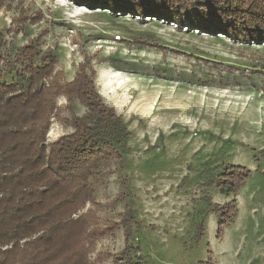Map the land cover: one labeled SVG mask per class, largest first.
Instances as JSON below:
<instances>
[{
  "label": "rangeland",
  "instance_id": "374dc122",
  "mask_svg": "<svg viewBox=\"0 0 264 264\" xmlns=\"http://www.w3.org/2000/svg\"><path fill=\"white\" fill-rule=\"evenodd\" d=\"M0 34L7 83L28 84L16 73L22 58L45 59L63 82L86 65L103 103L124 119L132 133L125 162L113 160L96 206L83 212L108 229L130 205L142 264H264V41L72 0H0ZM57 107L48 143L87 113L78 99ZM230 167L250 172L236 197L216 184ZM125 183L130 196L117 203ZM234 198L238 215L220 232L215 206ZM115 235L96 243L89 264H118L107 257L125 247L123 231Z\"/></svg>",
  "mask_w": 264,
  "mask_h": 264
},
{
  "label": "trees",
  "instance_id": "16d2710c",
  "mask_svg": "<svg viewBox=\"0 0 264 264\" xmlns=\"http://www.w3.org/2000/svg\"><path fill=\"white\" fill-rule=\"evenodd\" d=\"M72 1L214 36L219 33L240 43L264 41V0ZM38 60L22 58L20 67L14 63L20 68L16 73L28 77L21 88L7 83L8 75L2 77L0 69V264H89L87 256L96 251V243L120 230L125 247L107 257L118 264H142L133 243L130 205L111 231L99 226L92 209L83 212L89 204L96 206V192L113 160L115 165L125 162L131 131L103 103L86 65L73 81L63 82L57 72L53 76L49 62ZM60 98L67 104L78 99L87 113L74 118L72 134L48 143ZM249 173L242 167L228 168L216 182L218 190L236 197ZM124 189L117 203L130 196V186L125 183ZM215 211L222 232L238 214L237 199L216 204Z\"/></svg>",
  "mask_w": 264,
  "mask_h": 264
},
{
  "label": "crops",
  "instance_id": "0c3cea01",
  "mask_svg": "<svg viewBox=\"0 0 264 264\" xmlns=\"http://www.w3.org/2000/svg\"><path fill=\"white\" fill-rule=\"evenodd\" d=\"M226 203H228V202H226ZM238 212H239V210H238ZM238 215V214H237Z\"/></svg>",
  "mask_w": 264,
  "mask_h": 264
}]
</instances>
